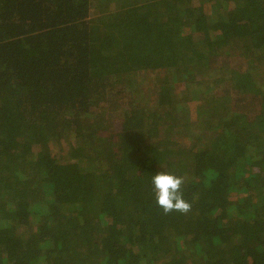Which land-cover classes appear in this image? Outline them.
<instances>
[{
  "label": "trees",
  "instance_id": "trees-1",
  "mask_svg": "<svg viewBox=\"0 0 264 264\" xmlns=\"http://www.w3.org/2000/svg\"><path fill=\"white\" fill-rule=\"evenodd\" d=\"M0 264H264V0H0Z\"/></svg>",
  "mask_w": 264,
  "mask_h": 264
},
{
  "label": "clouds",
  "instance_id": "clouds-1",
  "mask_svg": "<svg viewBox=\"0 0 264 264\" xmlns=\"http://www.w3.org/2000/svg\"><path fill=\"white\" fill-rule=\"evenodd\" d=\"M187 178L183 175L177 176L164 171L152 175L151 184L157 207L162 210L163 215L173 212L187 215L192 205L184 198L182 188Z\"/></svg>",
  "mask_w": 264,
  "mask_h": 264
},
{
  "label": "rangeland",
  "instance_id": "rangeland-1",
  "mask_svg": "<svg viewBox=\"0 0 264 264\" xmlns=\"http://www.w3.org/2000/svg\"><path fill=\"white\" fill-rule=\"evenodd\" d=\"M188 105H189V108H190L191 116L193 118H195L196 109H197L198 103L197 102H192V103H189Z\"/></svg>",
  "mask_w": 264,
  "mask_h": 264
}]
</instances>
